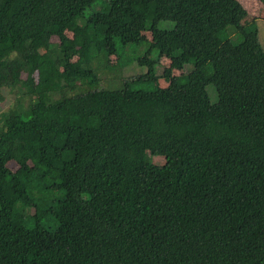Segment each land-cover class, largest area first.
Instances as JSON below:
<instances>
[{
  "label": "trees",
  "instance_id": "1",
  "mask_svg": "<svg viewBox=\"0 0 264 264\" xmlns=\"http://www.w3.org/2000/svg\"><path fill=\"white\" fill-rule=\"evenodd\" d=\"M243 17L236 0H0V264H264V51ZM154 49L187 76L157 75ZM133 62L147 73L100 87Z\"/></svg>",
  "mask_w": 264,
  "mask_h": 264
},
{
  "label": "rangeland",
  "instance_id": "2",
  "mask_svg": "<svg viewBox=\"0 0 264 264\" xmlns=\"http://www.w3.org/2000/svg\"><path fill=\"white\" fill-rule=\"evenodd\" d=\"M238 4L241 6V8L244 11V17L242 20V24H251V26L255 29H257L258 32V40L260 42V45L264 51V3H262L259 0H237ZM159 27L164 28L166 27V29H171L174 27L173 23L170 24H165V26L163 24L159 25ZM151 37L149 32H140L139 33V38L143 39V40H149ZM231 39L232 43L234 44H238L240 42V37L236 34H230L227 35V39ZM145 52H144V48L137 52V54L132 53L131 51H127L124 54H122V60H130L133 59L135 56H137L138 58H142V56H144ZM150 57L155 60L156 62V67H155V72L157 75H160L162 70L161 67L165 68V69H169L170 70V75L171 76H181L180 79L183 80L184 77L187 76L188 72L187 70H185V72L183 71V69H174L173 67L170 66V60L163 55H159V52L157 50H153ZM104 58V57H103ZM103 61H105V58L102 59ZM116 57L112 56V58H110L109 60V65L110 66H116ZM161 66V67H160ZM184 68H190V70L193 68V64L190 63L188 65H186ZM147 73V67L146 66H140L139 64H137L136 62H133V64L124 67L120 74L122 75L121 80H117V78L115 77L116 73H113L107 69H101L97 74H98V80H99V84L100 87H106V89H109V87H116L118 85H121V81L125 80V79H132L135 76H140L142 74ZM111 82V83H110ZM120 82V83H119ZM159 82L161 83V85L164 86V84L167 83V80L165 79H160ZM112 85H110V84ZM137 86H141L142 82L139 81V83H136ZM110 85V86H109ZM148 86H146L147 88ZM94 89H101L97 86H94L91 88V90ZM3 95H4V100L2 102H0V113L6 111L9 107L12 106L13 104V94H11L8 90L4 89L3 91ZM209 98L211 103H216L217 102V93L215 89L209 88ZM12 169H14V166L12 164L11 166ZM58 196H62V194L58 195ZM33 224V222H31L29 224V226L31 227ZM41 225L45 228H48L52 225H54V221L51 218H46L41 220Z\"/></svg>",
  "mask_w": 264,
  "mask_h": 264
},
{
  "label": "clouds",
  "instance_id": "3",
  "mask_svg": "<svg viewBox=\"0 0 264 264\" xmlns=\"http://www.w3.org/2000/svg\"><path fill=\"white\" fill-rule=\"evenodd\" d=\"M260 1V0H259Z\"/></svg>",
  "mask_w": 264,
  "mask_h": 264
},
{
  "label": "crops",
  "instance_id": "4",
  "mask_svg": "<svg viewBox=\"0 0 264 264\" xmlns=\"http://www.w3.org/2000/svg\"><path fill=\"white\" fill-rule=\"evenodd\" d=\"M237 1V0H236Z\"/></svg>",
  "mask_w": 264,
  "mask_h": 264
}]
</instances>
